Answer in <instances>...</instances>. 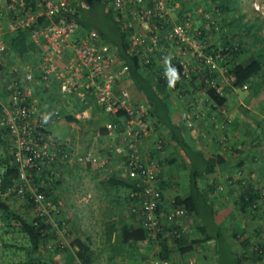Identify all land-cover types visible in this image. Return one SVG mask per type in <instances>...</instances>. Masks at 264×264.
Instances as JSON below:
<instances>
[{
	"label": "built area",
	"instance_id": "built-area-1",
	"mask_svg": "<svg viewBox=\"0 0 264 264\" xmlns=\"http://www.w3.org/2000/svg\"><path fill=\"white\" fill-rule=\"evenodd\" d=\"M78 2L0 0V64L1 54L7 48L4 34L28 28L40 52L36 68L27 66L23 79L43 87L55 84L61 94L75 95L84 103L88 95H96L102 109L111 114L104 122L106 134L112 138L110 151L120 156L122 175L134 185L127 191L130 213L150 236L161 233L171 240L177 238L183 230L187 211L172 199L161 204L156 184L157 164L152 157L140 159L137 152L139 138L149 130L147 105L145 101L134 100L126 86L115 88L116 80H123L129 74L127 65L118 62L115 47L91 29L76 33ZM102 4L121 23L138 62L153 64L148 71L166 80L164 57L167 56L179 72V81L194 77L186 92L176 91L183 96V104L190 105V110H183L181 114L185 126H192L203 114L201 106H216L205 92L203 96L197 94L198 89L204 91L206 87H214L216 92L224 94L225 83L214 74L216 58L222 57L209 47V32L211 28L217 30L212 20L196 25L190 14L178 10V2L171 0H102ZM74 13L76 16H72ZM221 48L218 44L216 50ZM119 111L122 115H118ZM44 115L50 116L47 122L43 120ZM59 116L58 108L39 105L38 99L15 76L4 79L0 74V124L7 130L8 150L17 168V176L8 190L21 200L27 193L32 214L50 222V227L65 241V228L53 219L61 202L47 196L45 188L61 177L63 164H101L107 157L99 160L90 152L79 153L70 136L59 138L49 133L46 124ZM4 170L0 164V181ZM41 173L44 175L40 176ZM37 174L38 179L34 177ZM255 248L262 254L261 248ZM162 263L170 264L166 260ZM188 264L194 262L189 259Z\"/></svg>",
	"mask_w": 264,
	"mask_h": 264
},
{
	"label": "crops",
	"instance_id": "crops-1",
	"mask_svg": "<svg viewBox=\"0 0 264 264\" xmlns=\"http://www.w3.org/2000/svg\"><path fill=\"white\" fill-rule=\"evenodd\" d=\"M99 2L104 9L102 0ZM228 6L229 8L224 9L227 13L230 12L226 18L224 16L225 25L228 27L225 37L231 36L236 41H241L242 38V41L245 39L249 44L250 40L258 41L259 38L254 40L251 36L257 34L254 33L255 23L258 24L259 20L264 29V16L258 18V12L262 14L263 10L258 11L250 3H245L242 7L238 3ZM240 18L247 19L246 23L254 26V31L246 30L241 34L233 30L234 26L239 25ZM90 29L93 30L92 27ZM88 30L83 23L78 22L77 34ZM260 50L264 56L263 48ZM257 51L254 52L251 46L242 56L256 55ZM1 55L0 74L4 79L15 76L23 83L26 91L38 99L39 105L49 109L56 107L62 112L59 117L46 124L49 133L59 138L70 136L75 150L79 153L90 152L99 160L107 157L104 163L93 162V166L79 162L63 164L58 189L67 194L78 183L83 184L86 176H93V215L100 225L98 230L93 232V264H162L155 254L157 247H148L145 240L138 242L136 249L129 250L130 252L126 248L115 252L113 246L103 242L101 221L110 212V216L115 220L135 222L127 208V197L124 195L126 188L121 187L122 189L115 192L112 187L106 193L104 189H108L100 183L99 172L104 176L113 173L124 177L119 166L120 156L110 151L112 138L106 134L104 128V122L111 114L102 109L94 93L88 95V101L84 103L75 95L61 94L55 84L43 87L34 81H25L23 74L27 66L36 68L39 52L19 57L6 50ZM218 65L219 68L214 74L218 80L223 79L224 87H227L224 93L225 102L221 107L201 106L203 115L200 121H195L192 128L185 126L182 120L181 114L185 109L179 105V94L172 89L162 98L170 120L179 122L182 126L186 142L207 156L216 154L222 158L214 164L212 171L198 179L199 186L205 190V202L209 206L203 211V220L199 221L189 214L184 221L179 240L182 253L180 257L175 255L169 259L172 264H183L187 259L196 264H222L217 256L221 242L239 255L246 254L253 244L259 245L264 251V61L259 71L244 83L245 87H233L223 74L222 68H226V65L222 67L219 62ZM119 86H126L134 100L144 101L142 92L129 74L123 80H116L115 88ZM238 88L245 90L242 96L238 95ZM155 89L157 93L160 92L158 87ZM203 93L202 89L197 90L198 96H203ZM66 114L72 118L67 119L64 116ZM121 119L119 121L123 123ZM156 122L155 118L147 116L149 130L145 136L139 138L137 152L140 159L154 158L159 171L157 183L162 200L167 203L176 196H184L187 193V172L191 153L184 151L180 145L168 139L164 132H160V128L155 126ZM158 133L163 137L164 144L157 143ZM243 188H252L255 191L257 196L252 203L256 205H242L239 197ZM87 194L89 195V192ZM218 231L222 237H219ZM205 234L208 237H205ZM113 237L114 235L112 239ZM195 238L198 240L194 241ZM242 240L245 242L240 244ZM51 254L60 264H72L74 261L70 251ZM258 256L255 264H264V253ZM222 259L226 262L225 254Z\"/></svg>",
	"mask_w": 264,
	"mask_h": 264
},
{
	"label": "trees",
	"instance_id": "trees-1",
	"mask_svg": "<svg viewBox=\"0 0 264 264\" xmlns=\"http://www.w3.org/2000/svg\"><path fill=\"white\" fill-rule=\"evenodd\" d=\"M85 1L89 2V6L92 5L93 2H99V0ZM171 1L174 2L176 0ZM218 6L220 10L229 8L228 4L224 0H221ZM82 9L83 7L80 6L79 0L78 4L75 5V13H78L76 19L80 24L83 23L80 18V12H82ZM179 9L180 7L178 10ZM104 11L108 14L112 22L109 30L104 31L93 26L92 29L100 36V38L115 47L119 56L118 62L125 63L127 65L129 76L136 83L143 94V99L148 109L147 115L157 120L155 126L159 127L160 132H164L168 139L172 140L175 144L180 145L187 153H191L189 170L187 172V193L184 196H176L173 201L181 204L185 208L187 211V217L189 214H192L195 219L201 221L203 220V211L207 210L209 205L205 202L206 193L205 190L199 186L198 179L205 173L212 171L214 164L217 161L222 160V158L216 154L207 156L200 150L192 148L183 137V129L180 123L172 122L170 120L169 112L162 100L169 90L173 89L175 91L178 90L179 92H186V86L195 81L194 77H191L186 81H178L174 88H169L167 86V81L164 80L162 76L157 75L156 72L153 73L148 71L150 69V65H153L152 63L142 65L138 62V58L134 54L131 44L127 41L126 32L122 29L121 23L113 18L110 11L105 10V8ZM75 13L72 14V16H76ZM262 22H264V20H262ZM3 37L6 43L7 52H13L19 57H24L36 51L40 52L38 46L30 38L28 28H17L12 32H7ZM226 37L227 38L223 39L220 43L216 42L214 39L210 40L209 47L213 53H220L222 58L217 57V63L220 61H223L222 64L227 63V75L225 76L230 80V84L233 87H242V85L248 82L252 75H254L262 67L264 56L261 55L263 54L262 51H259L256 55L250 54L244 57L242 55L247 51L246 48L248 47L246 46V43L231 41L229 39V37L232 38L231 36ZM218 44H220L222 48L216 50ZM230 77H232V79ZM157 87L160 90L159 93L156 92L155 88ZM225 89H227V87ZM204 92L213 102H215L217 107L223 106L225 102V94L216 92L214 87H206L204 88ZM184 109L190 110V105H184ZM59 113L60 115L62 114L60 111ZM118 115H122V112L119 111ZM64 116L67 119L72 118V116L68 114ZM6 131V128L0 124V144L4 147L8 143ZM163 141V137L160 136V133H158L157 143L159 145L164 144ZM0 164L5 168L0 181V220L6 222L7 226L10 225L14 229L18 230L24 238L21 241H13L6 237L3 238V236L0 235V247L4 252L3 254L10 257V260L0 264H60L57 259L52 257L51 253L54 254L62 251H70L74 260L72 264H93V250L90 246L89 235L85 234V237L82 238L75 233L74 229V231H72V227L76 226V219H78V216L74 213L71 215V218H68L61 214V203L58 205L59 209L53 213V219L55 218L58 221V226L67 224L69 219H72V227L69 225L71 233H66L67 236L64 241L60 234L55 231L54 228L50 227V222L45 221L42 217L32 214L33 210L31 209V202L29 201L27 193L24 195L23 200L20 201L17 207L12 206L8 202V195H14L19 198L13 191L8 190L17 176V168L9 150H6L3 155H0ZM90 164L93 166V162ZM42 175L44 174L41 173L40 176ZM40 176L37 174V176L34 177L38 179ZM158 179L159 171L157 170L156 184L160 189L157 183ZM60 180L61 177L52 182L51 187L45 188V193L47 196H52L53 200L59 199L61 202L62 193L58 190ZM100 183L104 188L108 189L107 191L104 189L106 193H108L112 187L115 192L116 190L119 191L122 189L121 187L126 188V193L124 194L126 197L127 191L134 188L133 182L129 179L126 177H119L113 173L108 176H104L101 172ZM256 196L257 194L252 188H243L239 198L243 206H254L256 204L252 202ZM128 202L129 200L127 197V204ZM162 203L164 202L161 196V204ZM107 205L111 206L110 203H107ZM110 214H108L107 217L101 221L103 227L101 233L103 242L109 246H113L112 248L115 252L116 250L118 252V250H121L122 248L132 251L136 249L138 242L145 240L148 247H157L155 254L157 259L160 258L161 263L163 260H166L172 264L169 259L175 257V255L180 257V254L182 253V247L179 244L180 236L170 241H168L167 236H163L161 233H156L154 236H150L148 230L142 226V224L138 223L134 217L133 219L135 222L133 223L127 222L126 220H115L112 216H110ZM112 235H114L113 239ZM218 235L219 237H222L220 231H218ZM204 236L208 237L207 234ZM196 240H198V238H195L194 241ZM244 242L245 241L242 240L240 244H243ZM221 244L222 245L217 252V256L222 264H255V261L259 257L258 255L261 256V250L258 251L253 246L248 252L246 251V254L244 253L239 255L231 248L224 246V243L221 242ZM256 246L261 248L259 245ZM261 249L263 251V248ZM20 253H22V255H20ZM224 254L226 255V262L222 259ZM143 255L144 254L142 253L141 256ZM183 264H188V259Z\"/></svg>",
	"mask_w": 264,
	"mask_h": 264
},
{
	"label": "rangeland",
	"instance_id": "rangeland-1",
	"mask_svg": "<svg viewBox=\"0 0 264 264\" xmlns=\"http://www.w3.org/2000/svg\"><path fill=\"white\" fill-rule=\"evenodd\" d=\"M177 1V0H176ZM221 0H180L178 2V8L180 7V11L182 12H188L192 18L193 23L196 25L202 24L205 20H212L214 24L217 25V30L209 29L210 33V40L214 39L216 42H222L223 39L227 38L224 36L225 31L228 29L226 22L224 20L227 17V15L230 13H227V10H220L219 8V2ZM228 5H232L233 3H238L240 7H242L245 3H250L253 7L257 8L259 10H263L262 14L258 12V18L264 16V0H224ZM91 2V1H90ZM93 2V1H92ZM89 2L85 0H80V6L83 7L81 14V19L83 21L84 27L86 29H90L93 27H98L104 31H108L111 25V20L108 14L105 13L104 9H102V5L100 2H93L92 5L89 6ZM205 15L207 18H205ZM264 18V17H263ZM247 19L240 18V23L236 27L234 26L233 30H235L238 33H243L246 30L254 31V26L248 25L245 21ZM255 31L257 34H252V38H259L258 41L255 40V42H252L250 40V44L246 41V50L252 46L253 51L258 50L257 52L261 51L260 49L263 48L264 50V29H262V25L260 24V20L258 21V24L255 23ZM222 35V36H221ZM228 36V35H227ZM241 37V36H240ZM231 41L232 38L229 37ZM241 41L240 42H244ZM247 53V51H246ZM220 66H225L227 63H223V61L219 62ZM216 68H219V65ZM224 69L223 74L224 76L227 75L226 68ZM223 80V79H222ZM225 81V80H224ZM224 89V93H225ZM177 93V92H176ZM237 93L239 96H242L245 93V90L238 88ZM178 99L180 100L179 105L184 106L183 104V96L177 95ZM203 114H200L198 117V121H200V118ZM196 123V122H194ZM193 123V124H194ZM194 125L190 126L189 128H192ZM8 150V145L0 144V155H3L5 151ZM154 159V158H153ZM168 162V161H167ZM74 179V178H73ZM72 179V180H73ZM74 182V181H73ZM76 182V181H75ZM80 185V187H79ZM76 192V194H74ZM89 192V195L87 194ZM9 199L8 202L12 205L17 207V205L22 201L21 199L15 197L14 195H8ZM128 208V206H127ZM252 208V207H250ZM254 209V208H253ZM76 214L78 216V219H76V226L72 227L71 220L69 219V222L67 224H64L63 227L65 228L66 233H71L70 226L72 227V231L75 230V233L78 234L80 237H85V234L89 235L90 240V246L93 250V232H96L98 230L99 222L97 218H94L93 215V176H86L85 181H83V184L78 183L74 187L71 188L70 192H67V194L62 193V200H61V214H63L65 217L71 218V215ZM70 225V226H69ZM5 228V229H4ZM69 228V229H68ZM74 229V230H73ZM7 232H6V231ZM68 233V234H69ZM0 235L13 241H21L24 239L21 235V233L14 229L10 225H6V222L0 220ZM239 237V236H238ZM237 237V238H238ZM256 244H253V247H255ZM0 247V263L6 262L10 260L9 256L6 254H3ZM264 253V251H262ZM22 255V253H20ZM14 258V256H13ZM16 258V257H15Z\"/></svg>",
	"mask_w": 264,
	"mask_h": 264
},
{
	"label": "clouds",
	"instance_id": "clouds-1",
	"mask_svg": "<svg viewBox=\"0 0 264 264\" xmlns=\"http://www.w3.org/2000/svg\"><path fill=\"white\" fill-rule=\"evenodd\" d=\"M170 57H164V64L166 66L165 78L167 81V86L169 88H174L175 84L179 81V72L178 70L171 65ZM50 119L49 115H44L43 120L47 122Z\"/></svg>",
	"mask_w": 264,
	"mask_h": 264
}]
</instances>
